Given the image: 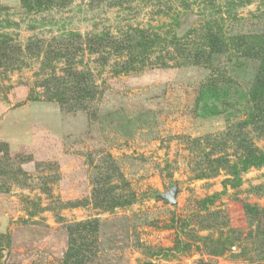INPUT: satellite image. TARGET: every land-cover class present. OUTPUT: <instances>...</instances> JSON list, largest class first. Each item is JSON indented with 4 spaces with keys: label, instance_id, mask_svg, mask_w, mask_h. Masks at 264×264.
I'll use <instances>...</instances> for the list:
<instances>
[{
    "label": "rangeland",
    "instance_id": "374dc122",
    "mask_svg": "<svg viewBox=\"0 0 264 264\" xmlns=\"http://www.w3.org/2000/svg\"><path fill=\"white\" fill-rule=\"evenodd\" d=\"M253 156L264 0H0V264H264Z\"/></svg>",
    "mask_w": 264,
    "mask_h": 264
},
{
    "label": "trees",
    "instance_id": "16d2710c",
    "mask_svg": "<svg viewBox=\"0 0 264 264\" xmlns=\"http://www.w3.org/2000/svg\"><path fill=\"white\" fill-rule=\"evenodd\" d=\"M216 40V39H215ZM218 43L217 42H211V47L212 49H214L215 46H217ZM234 83L231 82L229 79L225 80V81H213L210 80L208 82V84H205V94L207 98H203L206 102L209 103L210 107V111L215 110L216 109V105L218 104H223V103H228L231 98H232V94H231V89H233ZM255 93V92H254ZM247 164L251 165V164H258V163H264V156L261 157H256L253 156L250 159H248ZM236 182L234 183V185H238V176H236Z\"/></svg>",
    "mask_w": 264,
    "mask_h": 264
},
{
    "label": "water",
    "instance_id": "95a60500",
    "mask_svg": "<svg viewBox=\"0 0 264 264\" xmlns=\"http://www.w3.org/2000/svg\"><path fill=\"white\" fill-rule=\"evenodd\" d=\"M177 187L176 185L171 186L165 193L158 195L160 198L168 201L170 205L176 203Z\"/></svg>",
    "mask_w": 264,
    "mask_h": 264
}]
</instances>
